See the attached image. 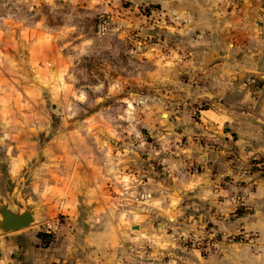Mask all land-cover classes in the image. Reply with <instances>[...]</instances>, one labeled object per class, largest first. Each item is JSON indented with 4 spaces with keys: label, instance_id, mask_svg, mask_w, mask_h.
Masks as SVG:
<instances>
[{
    "label": "rangeland",
    "instance_id": "rangeland-1",
    "mask_svg": "<svg viewBox=\"0 0 264 264\" xmlns=\"http://www.w3.org/2000/svg\"><path fill=\"white\" fill-rule=\"evenodd\" d=\"M191 24L157 0H0V209L31 211L22 229L50 241L62 227L111 224L130 244L146 220L165 234L166 264L257 245L255 232L225 233L188 192L180 205L164 188L174 120L196 115L192 81L175 72Z\"/></svg>",
    "mask_w": 264,
    "mask_h": 264
},
{
    "label": "crops",
    "instance_id": "crops-1",
    "mask_svg": "<svg viewBox=\"0 0 264 264\" xmlns=\"http://www.w3.org/2000/svg\"><path fill=\"white\" fill-rule=\"evenodd\" d=\"M157 1L191 20L192 46L175 72L188 74L197 103L195 118L174 120L179 145L161 156L175 162L164 188L180 205L188 192V201L225 233L257 235L255 246L223 248L221 257L195 264H264V5L250 0L235 10L225 0H205V7L201 0ZM151 227L139 224L141 231L127 236L130 244L111 224L104 232L62 227L47 245L36 231L21 229L0 236V264H166L159 260L165 234Z\"/></svg>",
    "mask_w": 264,
    "mask_h": 264
},
{
    "label": "water",
    "instance_id": "water-1",
    "mask_svg": "<svg viewBox=\"0 0 264 264\" xmlns=\"http://www.w3.org/2000/svg\"><path fill=\"white\" fill-rule=\"evenodd\" d=\"M0 230L5 233L15 231L28 226L33 221L31 211L24 210L21 212H13L7 206H1ZM137 228V226H134Z\"/></svg>",
    "mask_w": 264,
    "mask_h": 264
},
{
    "label": "built area",
    "instance_id": "built-area-1",
    "mask_svg": "<svg viewBox=\"0 0 264 264\" xmlns=\"http://www.w3.org/2000/svg\"><path fill=\"white\" fill-rule=\"evenodd\" d=\"M250 0L247 2L245 0H225V7L228 9H240L243 5L248 4ZM252 82L256 81L255 78H251Z\"/></svg>",
    "mask_w": 264,
    "mask_h": 264
},
{
    "label": "trees",
    "instance_id": "trees-1",
    "mask_svg": "<svg viewBox=\"0 0 264 264\" xmlns=\"http://www.w3.org/2000/svg\"><path fill=\"white\" fill-rule=\"evenodd\" d=\"M38 236L41 238V240L46 241L44 244L46 245L47 242H50V235L44 233V232H39Z\"/></svg>",
    "mask_w": 264,
    "mask_h": 264
}]
</instances>
